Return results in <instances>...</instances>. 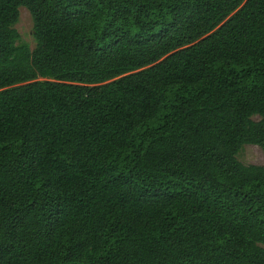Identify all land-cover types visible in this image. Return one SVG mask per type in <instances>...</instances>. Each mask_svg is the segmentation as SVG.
I'll return each mask as SVG.
<instances>
[{
  "label": "trees",
  "instance_id": "16d2710c",
  "mask_svg": "<svg viewBox=\"0 0 264 264\" xmlns=\"http://www.w3.org/2000/svg\"><path fill=\"white\" fill-rule=\"evenodd\" d=\"M247 145L264 0H0V264H264Z\"/></svg>",
  "mask_w": 264,
  "mask_h": 264
},
{
  "label": "rangeland",
  "instance_id": "374dc122",
  "mask_svg": "<svg viewBox=\"0 0 264 264\" xmlns=\"http://www.w3.org/2000/svg\"><path fill=\"white\" fill-rule=\"evenodd\" d=\"M23 42L29 44L31 48L35 47L33 39V21L31 14L25 8L20 9L19 22L16 25ZM245 147V148H244ZM242 148L239 160L245 165H264V152L261 148L253 145H247Z\"/></svg>",
  "mask_w": 264,
  "mask_h": 264
}]
</instances>
